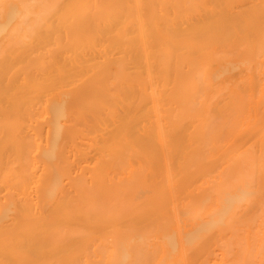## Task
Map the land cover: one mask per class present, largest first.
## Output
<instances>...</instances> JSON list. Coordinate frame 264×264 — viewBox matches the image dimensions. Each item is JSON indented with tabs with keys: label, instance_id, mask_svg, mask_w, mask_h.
I'll return each instance as SVG.
<instances>
[{
	"label": "bare ground",
	"instance_id": "bare-ground-1",
	"mask_svg": "<svg viewBox=\"0 0 264 264\" xmlns=\"http://www.w3.org/2000/svg\"><path fill=\"white\" fill-rule=\"evenodd\" d=\"M0 264H264V0H0Z\"/></svg>",
	"mask_w": 264,
	"mask_h": 264
}]
</instances>
